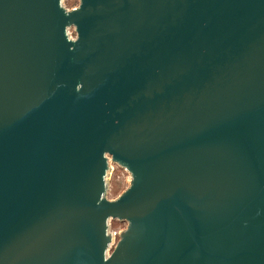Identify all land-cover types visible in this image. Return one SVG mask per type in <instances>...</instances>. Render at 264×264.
<instances>
[{
    "label": "water",
    "instance_id": "1",
    "mask_svg": "<svg viewBox=\"0 0 264 264\" xmlns=\"http://www.w3.org/2000/svg\"><path fill=\"white\" fill-rule=\"evenodd\" d=\"M78 1L0 0V264H264V0Z\"/></svg>",
    "mask_w": 264,
    "mask_h": 264
},
{
    "label": "rangeland",
    "instance_id": "2",
    "mask_svg": "<svg viewBox=\"0 0 264 264\" xmlns=\"http://www.w3.org/2000/svg\"><path fill=\"white\" fill-rule=\"evenodd\" d=\"M64 5L68 9H73L79 6L78 0H64ZM71 33L74 36L73 30ZM110 183V190L108 194V198L110 200L117 199L129 186L130 176L123 170L118 167H115L114 173L109 175L108 177ZM126 226L120 222L113 221L111 223V230L119 231L125 229Z\"/></svg>",
    "mask_w": 264,
    "mask_h": 264
},
{
    "label": "built area",
    "instance_id": "3",
    "mask_svg": "<svg viewBox=\"0 0 264 264\" xmlns=\"http://www.w3.org/2000/svg\"><path fill=\"white\" fill-rule=\"evenodd\" d=\"M112 167H113V172L111 173V175L114 173L115 167H117V166H112ZM119 231H121V230H119ZM119 231H113V230H111V233L113 234V237H114L115 241H117V237H118Z\"/></svg>",
    "mask_w": 264,
    "mask_h": 264
}]
</instances>
